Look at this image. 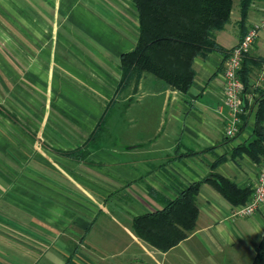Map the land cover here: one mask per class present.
I'll return each mask as SVG.
<instances>
[{"label":"crops","instance_id":"0c3cea01","mask_svg":"<svg viewBox=\"0 0 264 264\" xmlns=\"http://www.w3.org/2000/svg\"><path fill=\"white\" fill-rule=\"evenodd\" d=\"M139 18L134 0H0V236L52 264H252L264 204L236 216L239 206L207 179L253 189L264 165L233 155L254 136L264 31L246 56L257 65L236 138L225 133L224 93L226 53L264 18V0L245 23L235 0L230 22L215 32L226 53L198 57L185 93L151 75L136 94L118 93ZM128 98L125 108L111 107ZM107 110L88 159L63 155L86 145ZM197 182L200 213L186 239L164 252L136 235L135 217L163 211Z\"/></svg>","mask_w":264,"mask_h":264},{"label":"trees","instance_id":"16d2710c","mask_svg":"<svg viewBox=\"0 0 264 264\" xmlns=\"http://www.w3.org/2000/svg\"><path fill=\"white\" fill-rule=\"evenodd\" d=\"M134 1L139 11L140 35L135 50L122 56V77L118 93L131 90L136 94L145 75H151L181 92H188L196 77L195 60L214 51L226 53L216 41L215 32L224 29L230 22L235 0ZM255 1L257 0H240L244 23ZM230 53L231 51L226 53V59ZM253 65L257 64L245 57L240 71L245 94L250 89ZM257 105L254 136L239 145L233 151V155L246 154L254 162L262 163L264 161V94L257 101ZM110 112L107 110L86 145L76 151L65 152L63 155L74 160L86 161L92 144L106 131ZM242 119L246 120L245 115H242ZM244 126L242 123L239 134ZM207 180L211 181L235 206L247 204L253 195V189H241L234 181L221 175L211 174ZM201 186L202 182L194 183L163 211L135 217L133 229L136 235L152 247L164 252L186 239L195 230L199 218L198 196ZM252 264H264V237Z\"/></svg>","mask_w":264,"mask_h":264},{"label":"built area","instance_id":"2783aa9c","mask_svg":"<svg viewBox=\"0 0 264 264\" xmlns=\"http://www.w3.org/2000/svg\"><path fill=\"white\" fill-rule=\"evenodd\" d=\"M264 31V18L253 24L242 37L239 44L231 51L225 63V101L230 113V120L226 127V135L230 138L240 133L242 115L245 113V85L240 78V71L245 57L253 49L254 45ZM264 204V165L261 168L257 183L253 188V195L250 201L239 206L235 215L239 217H251Z\"/></svg>","mask_w":264,"mask_h":264},{"label":"rangeland","instance_id":"374dc122","mask_svg":"<svg viewBox=\"0 0 264 264\" xmlns=\"http://www.w3.org/2000/svg\"><path fill=\"white\" fill-rule=\"evenodd\" d=\"M130 94H132V92ZM122 96L123 94L120 95V99L122 98ZM131 100H132L131 98H128L126 99L125 102L115 101L111 107L116 108L120 106L122 108H125V106H127V104ZM5 241H9V237L5 239L0 236V264H52V263H48L43 258V254L41 252L31 251L26 246L20 244L14 246L13 248L12 246L6 244ZM125 264H135V263H125Z\"/></svg>","mask_w":264,"mask_h":264}]
</instances>
